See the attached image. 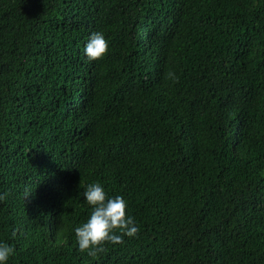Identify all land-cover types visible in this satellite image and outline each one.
Listing matches in <instances>:
<instances>
[{
    "label": "trees",
    "instance_id": "16d2710c",
    "mask_svg": "<svg viewBox=\"0 0 264 264\" xmlns=\"http://www.w3.org/2000/svg\"><path fill=\"white\" fill-rule=\"evenodd\" d=\"M92 182L139 232L89 256ZM0 193L8 264H264V0H0Z\"/></svg>",
    "mask_w": 264,
    "mask_h": 264
},
{
    "label": "clouds",
    "instance_id": "9594fccd",
    "mask_svg": "<svg viewBox=\"0 0 264 264\" xmlns=\"http://www.w3.org/2000/svg\"><path fill=\"white\" fill-rule=\"evenodd\" d=\"M109 40L101 31L90 34L83 47V53L90 60H98L107 54ZM6 193H0L3 200ZM83 198L90 206L86 221L73 229L78 249L94 256L104 250L107 242L119 244L125 236L135 237L139 227L134 217L126 212V200L121 195L109 196L100 182L89 183ZM14 248L5 240H0V264H8Z\"/></svg>",
    "mask_w": 264,
    "mask_h": 264
}]
</instances>
